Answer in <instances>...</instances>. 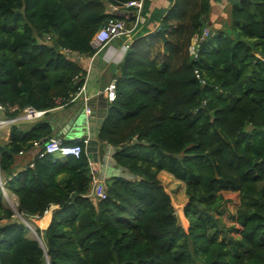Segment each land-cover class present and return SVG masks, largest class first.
Wrapping results in <instances>:
<instances>
[{
    "label": "trees",
    "instance_id": "16d2710c",
    "mask_svg": "<svg viewBox=\"0 0 264 264\" xmlns=\"http://www.w3.org/2000/svg\"><path fill=\"white\" fill-rule=\"evenodd\" d=\"M132 1L0 0V114L45 112L28 131L11 126L0 145L5 185L37 234L14 220L0 189V222L9 221L0 264H264V0L231 1L196 58L190 48L212 0H174L111 68L117 98L97 140L79 158L38 157L35 144L54 134L47 117L85 83L79 59L92 58L97 32L122 19L113 8ZM97 146L101 158L112 146L126 174L106 181L100 200L89 196ZM32 151L17 173V156ZM162 172L185 184L186 228Z\"/></svg>",
    "mask_w": 264,
    "mask_h": 264
},
{
    "label": "crops",
    "instance_id": "0c3cea01",
    "mask_svg": "<svg viewBox=\"0 0 264 264\" xmlns=\"http://www.w3.org/2000/svg\"><path fill=\"white\" fill-rule=\"evenodd\" d=\"M233 0H212V15L210 22L207 26L209 32H217L221 29L223 20L227 19V7ZM174 0H143V8L137 17L136 9L131 8H113L118 17L126 22V27L132 32L121 39L112 41L107 47L101 51H97L92 58L79 59L86 67V88L82 95L69 106H59L51 111L48 118L52 122L55 129V133L51 138L60 139L62 141H74L76 139L91 140L89 132L86 129H77L72 127L66 129V124L74 116L72 112L76 113L80 109L86 113V109L94 110V107L89 105V102L94 97H97L104 92L105 88L112 82L113 71L111 68L121 63L126 52L123 50L124 45L130 44L137 37L147 34L150 31H154L160 25V21L173 4ZM129 23V24H128ZM128 25V26H127ZM196 39L193 41V43ZM96 108V106H95ZM70 113L67 121H64V113ZM23 115V114H22ZM21 115V116H22ZM45 115V114H44ZM36 118L34 120H24L21 116L16 118L15 122L11 125H0V145H6L10 141L9 133L11 126L15 125L21 128L22 131H28L34 124H36L42 118ZM46 118V119H47ZM2 114H0V122L3 120ZM43 141L39 143L42 145ZM39 148V147H36ZM97 155L91 156L90 165L94 178L106 183L111 178L126 177L124 171L115 166L113 160L114 148L112 146L106 147V153L101 158L100 147H98ZM35 152L32 151L28 154H20L16 159V172L22 171L29 163H31ZM60 158V157H59ZM97 161V163L95 162ZM32 165V164H31ZM165 176H172L167 172H162L159 175V179ZM4 182H6L4 176ZM42 222L39 227L41 230L45 229L46 221L39 220L36 223Z\"/></svg>",
    "mask_w": 264,
    "mask_h": 264
},
{
    "label": "built area",
    "instance_id": "2783aa9c",
    "mask_svg": "<svg viewBox=\"0 0 264 264\" xmlns=\"http://www.w3.org/2000/svg\"><path fill=\"white\" fill-rule=\"evenodd\" d=\"M126 8L134 7L136 9L137 17L139 16L142 8H143V0L139 1H132L124 5ZM132 30H129L126 27V22L122 19H116V20H110L108 24L100 29L97 34L92 39L91 45L94 49L97 51L103 50L105 47H107L112 41L116 39H121L125 36H128ZM209 31L206 29L204 32L203 37L200 39H196V41L192 44L190 48V54L196 58L197 57V51H198V44L200 41H202L207 35ZM129 48V44L124 45L123 50L126 52ZM87 84V80L85 79V83L82 86V88L78 91V93L74 96V98L71 100V103L76 101L82 93L85 91ZM105 94V97L107 99L108 104H111L115 102L117 98L116 94V85L115 82L112 81L104 90L103 92ZM0 111H4V108L0 106ZM91 112L90 109H86V114L89 115ZM45 112L43 111H36L32 108H27L24 110L23 115L21 116V119L24 120H34L36 118H40L43 116ZM4 121L0 122V125H11L16 120L15 119H3ZM73 145H65L62 140L51 138L47 142L42 143V145H39V143H36V147L42 148V151L38 154L39 158H43L45 156H56V157H75L79 158L83 151V146H88L89 140L86 139H76L73 141ZM93 174V172H92ZM4 187L2 183V188ZM89 196L91 198H94L95 200L105 199L106 198V184L104 182H101L94 178L93 175V182L91 191L89 192Z\"/></svg>",
    "mask_w": 264,
    "mask_h": 264
},
{
    "label": "rangeland",
    "instance_id": "374dc122",
    "mask_svg": "<svg viewBox=\"0 0 264 264\" xmlns=\"http://www.w3.org/2000/svg\"><path fill=\"white\" fill-rule=\"evenodd\" d=\"M126 37V36H125ZM3 175L0 172V189L2 190L3 196H4V203L6 207L12 209L15 212V218L14 220H20L25 221L28 225H26L30 229V234L34 237H36V228L34 223H30L28 219L24 218L21 214L18 213L17 207L18 202L17 198L7 189L6 182L3 181ZM163 186L166 188V190L170 193L172 198V203L175 209V212L178 216L180 225L183 228L187 227V221L184 219L182 214V208L187 202V195L185 193V184L183 182L178 181L173 176H165L161 177L160 179ZM2 183L4 187L2 188ZM9 223V221H2L0 222V226ZM38 225V224H37ZM42 225V222L39 223V227ZM30 226V227H29Z\"/></svg>",
    "mask_w": 264,
    "mask_h": 264
},
{
    "label": "water",
    "instance_id": "95a60500",
    "mask_svg": "<svg viewBox=\"0 0 264 264\" xmlns=\"http://www.w3.org/2000/svg\"><path fill=\"white\" fill-rule=\"evenodd\" d=\"M89 105L94 107V110L90 112L89 115L83 112V109H80L76 113L72 112L74 115L72 119L67 121V118L69 116L68 113H64V121H67L68 123L65 125L66 129H71L72 127H75L77 129H86L90 134V139L91 140H97L101 126L103 124V121L107 115L108 112V102L105 97L104 93H101L97 97H94L93 99L90 100ZM96 106V108H95ZM52 121V120H51ZM50 123L52 124V122ZM55 133V129H54ZM50 140V138H46L43 140L44 142H47ZM92 156L97 155L98 148L93 147L91 150ZM97 163V161H95ZM26 225H28L25 221H23ZM30 227V226H29ZM37 235V234H36ZM41 241L40 238H38ZM46 264H49V259L46 257Z\"/></svg>",
    "mask_w": 264,
    "mask_h": 264
}]
</instances>
